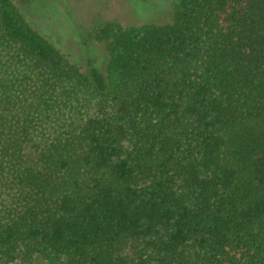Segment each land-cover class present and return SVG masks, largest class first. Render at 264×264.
<instances>
[{
	"label": "trees",
	"instance_id": "1",
	"mask_svg": "<svg viewBox=\"0 0 264 264\" xmlns=\"http://www.w3.org/2000/svg\"><path fill=\"white\" fill-rule=\"evenodd\" d=\"M86 38L0 0V264H264V0Z\"/></svg>",
	"mask_w": 264,
	"mask_h": 264
},
{
	"label": "rangeland",
	"instance_id": "2",
	"mask_svg": "<svg viewBox=\"0 0 264 264\" xmlns=\"http://www.w3.org/2000/svg\"><path fill=\"white\" fill-rule=\"evenodd\" d=\"M25 14L30 24L65 50L72 61L105 70L107 58L97 42L84 43L100 20H117L124 26L144 23H164L171 19L180 0H12ZM97 61H95V60ZM99 61V63H98ZM129 258L135 253L126 245Z\"/></svg>",
	"mask_w": 264,
	"mask_h": 264
}]
</instances>
